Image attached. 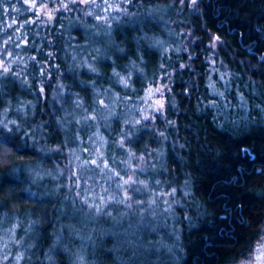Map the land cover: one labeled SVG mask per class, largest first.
I'll return each mask as SVG.
<instances>
[{
    "label": "trees",
    "instance_id": "16d2710c",
    "mask_svg": "<svg viewBox=\"0 0 264 264\" xmlns=\"http://www.w3.org/2000/svg\"><path fill=\"white\" fill-rule=\"evenodd\" d=\"M58 2L0 0V53L15 62V74L0 78V264L101 261L99 234L65 219L80 205L60 181L62 162L93 137L96 145L111 138L109 148L122 140L136 168L129 172L154 183L153 238L169 244L172 264L247 260L264 237V0H132L133 23L110 28L74 6L48 21L44 9ZM155 9L179 49L139 50L135 20ZM75 54L96 70L80 68ZM138 62L128 82L141 94L160 74L164 107L120 133L119 119L107 120L102 109L121 90L114 71L124 78ZM39 164L58 172L56 188L34 185L28 168Z\"/></svg>",
    "mask_w": 264,
    "mask_h": 264
},
{
    "label": "rangeland",
    "instance_id": "374dc122",
    "mask_svg": "<svg viewBox=\"0 0 264 264\" xmlns=\"http://www.w3.org/2000/svg\"><path fill=\"white\" fill-rule=\"evenodd\" d=\"M58 1L57 6L53 9H44V18L48 21L54 17L56 11L68 10L71 8L70 6L83 10L85 16L90 17L92 22L106 28H110L113 24L127 23V20L132 22L136 18L134 11L130 9V4H121L122 8L127 9V14L117 12L113 7L110 10L111 16H115L116 19L110 18L109 26V23L95 19L97 14H104L102 8L93 7L90 9L93 11V15H88L85 10L88 9V6L82 0L69 3L68 8H65L60 0ZM64 2L68 3V0H64ZM49 13H51V18ZM164 15V11L149 10L145 16L135 20L136 29L143 33L140 39L142 43H136L139 50H142L144 45L149 48L153 45L162 48L164 53L179 49L176 46V34ZM99 31L101 29H98L96 33H100L99 36L102 35L104 50L112 51L113 44L107 38L108 32L106 30ZM157 35L159 37H155ZM10 52L12 51L10 50ZM7 57H12V53H8ZM75 57L80 68L90 70L94 67L88 57L80 54H75ZM9 63L10 66L15 64L12 60ZM138 67L139 62L135 66L132 63L126 66L124 79L128 81V78L130 79L135 74ZM163 81L159 74L155 83H148L139 94L129 82L125 85L120 82L119 78L116 79L117 86L121 87V90L117 92L115 90L113 92L115 94L108 97L110 102L104 103L106 107L102 109V112H105V118L107 120L118 118L120 125L117 130L120 133H125L126 126L132 127L149 119L154 114L162 112L163 109H159L156 101L159 100L164 105L167 85ZM149 89L153 93L151 99H148ZM156 89H160V91L157 92ZM145 117L148 118L145 119ZM109 134L111 137L115 136L112 128H109ZM96 140L93 137L85 145H78L72 149L66 157V162H62L64 165L62 170H65L66 174L60 177V181L64 184L62 187L80 205L79 207L74 205L65 214V219L86 223L99 234L101 243H103V247L100 249L101 254L97 256L101 261L83 264H98L97 262H102V264H172L173 254L169 244L164 239L153 238L156 235L157 226L160 225L159 211L153 208L155 206L152 197L154 183H150L149 180L146 183L142 177L134 178L133 174L129 172V170L135 171L136 168L131 164L130 154L126 153V147L122 140L116 139L111 148H109L111 138L106 137L100 145H96ZM109 151L110 156L107 155ZM28 171L34 174L32 175L34 185L40 191L56 188L55 179L58 172L54 169L39 164L33 168L29 167ZM128 180H134L135 183H124ZM47 198L50 199L51 196L48 195ZM97 206L101 208V211H96ZM149 238L150 241L146 243L145 241ZM259 242L254 247L250 256L251 260L249 257L240 264H256L255 254ZM96 250L97 248H93V253ZM74 254L78 256V254ZM64 263L68 264L66 260Z\"/></svg>",
    "mask_w": 264,
    "mask_h": 264
},
{
    "label": "snow or ice",
    "instance_id": "6c2138e0",
    "mask_svg": "<svg viewBox=\"0 0 264 264\" xmlns=\"http://www.w3.org/2000/svg\"><path fill=\"white\" fill-rule=\"evenodd\" d=\"M32 2V6L36 7V0H31ZM45 2V0H40V4L43 5ZM53 2H55V0H53ZM60 2L63 4V6L65 8H68L69 3H75V0H68V3H65L64 0H60ZM82 2L88 6V9H85L87 11L88 15H93V11H91L90 9H92L93 7L95 8H102L103 9V13L104 14H97L95 16V19L97 21H104L106 23H109L110 26V18L111 19H116L115 16H111V9H113V7H115V10L117 12H122L123 14H127V9L126 8H122L121 4H130L132 3V0H99V3H97V0H82ZM181 3H184L185 0H180ZM192 5H195L197 3V0H191ZM49 17L51 18V13H49ZM145 39H148L147 37H145ZM163 67V66H162ZM91 71H95V68L92 67L90 69ZM13 72V70L11 69L9 64H6L3 60V53H0V78L4 77L5 74ZM13 74H15L13 72ZM114 75L116 77H118L120 79V82L127 85L128 81L125 80L123 77H121V74L118 72L114 71ZM157 92L160 91V89H156ZM152 91L151 89H149V95H148V99H151L152 97ZM222 95V94H221ZM101 103H103V101H101ZM156 103L159 105V109H163L164 105L163 103H161L159 100L156 101ZM148 117H145V119H147ZM6 126L5 122L3 120H0V127ZM131 159V157H130ZM92 163H95V161H92ZM133 175H135V173H133ZM124 183H135L134 180H128V181H124ZM175 194V190H173V193H171V195ZM87 203V201H85ZM96 211L99 212L101 211V208L99 206L96 207ZM2 226H3V221L0 220V232H2ZM10 232L12 233L13 237L15 236L14 230L10 229ZM0 239H2V237H0ZM6 246V245H5ZM22 257H17V260L21 259ZM249 260H251V257L249 258ZM255 261L256 264H264V237H262L261 241L259 242V246L256 249V254H255Z\"/></svg>",
    "mask_w": 264,
    "mask_h": 264
}]
</instances>
